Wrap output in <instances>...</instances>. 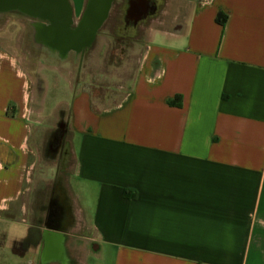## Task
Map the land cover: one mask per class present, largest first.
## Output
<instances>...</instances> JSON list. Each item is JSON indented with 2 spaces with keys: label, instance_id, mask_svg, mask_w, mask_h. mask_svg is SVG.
Here are the masks:
<instances>
[{
  "label": "crops",
  "instance_id": "0c3cea01",
  "mask_svg": "<svg viewBox=\"0 0 264 264\" xmlns=\"http://www.w3.org/2000/svg\"><path fill=\"white\" fill-rule=\"evenodd\" d=\"M129 1L116 0L97 37L109 28L141 45L130 84L72 87L75 186L63 196L74 220L63 229L33 206L51 185L33 176L42 161L33 81L0 51V240L20 220L40 234L22 251L28 264H60L59 239L65 264H88L74 253L80 233L95 252L113 250V264H264V0H155L133 26L122 20ZM92 192L93 206L74 199Z\"/></svg>",
  "mask_w": 264,
  "mask_h": 264
},
{
  "label": "rangeland",
  "instance_id": "374dc122",
  "mask_svg": "<svg viewBox=\"0 0 264 264\" xmlns=\"http://www.w3.org/2000/svg\"><path fill=\"white\" fill-rule=\"evenodd\" d=\"M69 2L75 19H80L86 0H69ZM30 34L28 23L17 13L9 14L0 21V51L18 58L33 81L31 105L40 109L42 115V120L36 125L42 128L38 129L42 132L40 146L42 161L33 171V176L51 179V185H45L44 189V192L48 193L57 182L59 164L55 162L58 161L57 158L46 156L45 144L58 120L62 119L66 123V112L74 97L73 85L77 86V89L89 92L95 89L116 91L118 85L127 88L137 67V56L142 47L139 44L119 40L112 30L106 28L103 34L97 37L93 47L84 54L80 63L75 64L72 61L61 63L37 51L31 43ZM62 175L64 184L69 181L71 186H75L73 174H69L64 169ZM39 194H43V191ZM34 197L38 202L40 201L39 196H33V199ZM95 197V193L92 192L89 196H75L74 199L82 206L86 204L93 206ZM23 202L26 203L23 200L19 203ZM18 208L19 204L16 205V211H13V218ZM2 227L6 237L0 240V264H28L30 255L22 256V251L25 249L22 242L28 237L29 223L19 220L8 222ZM88 235L80 233L81 238L77 240L79 250L76 249L74 253L83 261L86 259L88 264H113L115 257L113 250L105 248L101 253L95 252L94 246L97 244L86 240ZM58 243L59 255L65 257L61 239Z\"/></svg>",
  "mask_w": 264,
  "mask_h": 264
},
{
  "label": "water",
  "instance_id": "95a60500",
  "mask_svg": "<svg viewBox=\"0 0 264 264\" xmlns=\"http://www.w3.org/2000/svg\"><path fill=\"white\" fill-rule=\"evenodd\" d=\"M152 0H130V16L138 24L148 15ZM116 0H87L78 20L69 0H0V21L21 15L31 30L30 40L40 53L65 63L81 62L108 22Z\"/></svg>",
  "mask_w": 264,
  "mask_h": 264
},
{
  "label": "flooded vegetation",
  "instance_id": "af4514ba",
  "mask_svg": "<svg viewBox=\"0 0 264 264\" xmlns=\"http://www.w3.org/2000/svg\"><path fill=\"white\" fill-rule=\"evenodd\" d=\"M154 2L155 0H152L150 2V7L148 10L149 14L153 10L152 5L154 4ZM129 10L130 1L128 2V6L125 8L122 20L129 26H133L135 24V19L130 16ZM124 36H127V34H124ZM60 116H63V114H60ZM69 139L70 138L67 123H65L62 119L58 120L55 129L49 134L45 144L46 156L57 158L59 162V174L56 179L57 182L50 189V192H48L47 194L45 193V195L42 194V196H39L38 200L40 201L38 202L36 200L33 205L36 212L40 215L38 221L46 224L48 227H51L53 229H63L65 228V224H67L68 220H74V207L72 201L69 196H63V193H65V187L63 181L64 177L62 174L64 169L68 171L67 167L69 166V163L71 161L69 155ZM39 235V233H33L31 241H36ZM58 247L54 248V253H52V255L54 258L60 261V264H65V257L59 255L60 253ZM45 255L48 256L47 253Z\"/></svg>",
  "mask_w": 264,
  "mask_h": 264
},
{
  "label": "trees",
  "instance_id": "16d2710c",
  "mask_svg": "<svg viewBox=\"0 0 264 264\" xmlns=\"http://www.w3.org/2000/svg\"><path fill=\"white\" fill-rule=\"evenodd\" d=\"M225 19H226L225 16H223V15H219L218 18H217V22H218L219 24L223 25ZM170 104H171V105H181V98H180V97L176 98V100L172 101ZM124 195L126 196V192H124ZM32 234H33V231H30L29 236L27 237V239H25V240L22 242V244L24 245V248H25V249L30 248V247L36 245V241H34V242L31 241Z\"/></svg>",
  "mask_w": 264,
  "mask_h": 264
}]
</instances>
